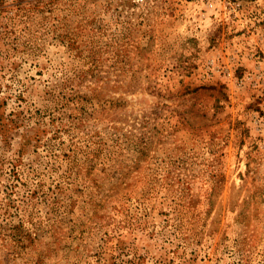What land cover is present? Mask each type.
I'll return each instance as SVG.
<instances>
[{
	"label": "rangeland",
	"instance_id": "1",
	"mask_svg": "<svg viewBox=\"0 0 264 264\" xmlns=\"http://www.w3.org/2000/svg\"><path fill=\"white\" fill-rule=\"evenodd\" d=\"M0 264H264V0H0Z\"/></svg>",
	"mask_w": 264,
	"mask_h": 264
}]
</instances>
